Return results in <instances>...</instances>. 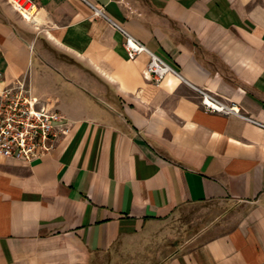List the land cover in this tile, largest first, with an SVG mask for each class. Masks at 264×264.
Masks as SVG:
<instances>
[{
    "label": "crops",
    "instance_id": "0c3cea01",
    "mask_svg": "<svg viewBox=\"0 0 264 264\" xmlns=\"http://www.w3.org/2000/svg\"><path fill=\"white\" fill-rule=\"evenodd\" d=\"M31 1L29 21L0 0V89L24 78L71 128L32 161L0 156V264H264V128L193 88L264 124V0ZM94 8L184 81L145 79L148 55ZM203 203L230 209L147 263L153 232Z\"/></svg>",
    "mask_w": 264,
    "mask_h": 264
},
{
    "label": "built area",
    "instance_id": "2783aa9c",
    "mask_svg": "<svg viewBox=\"0 0 264 264\" xmlns=\"http://www.w3.org/2000/svg\"><path fill=\"white\" fill-rule=\"evenodd\" d=\"M20 15L33 20L35 5L31 0H7ZM28 14V17L25 15ZM94 14L106 19L124 35L123 47L130 58L140 53L149 57L143 69L145 79L155 84L172 75L184 81L180 73L161 57L147 49L140 40L111 20L102 9L94 8ZM206 111L224 115H237L264 128V124L241 113L233 102L227 103L215 94L193 87ZM67 119L56 109L33 98L24 78H18L0 89V156L29 162L51 152L58 141L70 132Z\"/></svg>",
    "mask_w": 264,
    "mask_h": 264
},
{
    "label": "rangeland",
    "instance_id": "374dc122",
    "mask_svg": "<svg viewBox=\"0 0 264 264\" xmlns=\"http://www.w3.org/2000/svg\"><path fill=\"white\" fill-rule=\"evenodd\" d=\"M7 5H11L7 0H3ZM230 209L228 206L203 203L201 205H187L179 208L165 225H161L157 231H154L153 239L145 242L144 256L147 263H152L155 253L160 252V258H164L167 254L179 245H185L191 240L200 228L211 222L215 223V218L219 216V212H226ZM209 236V235H208ZM206 235L197 237L190 245L202 241ZM186 241V242H185Z\"/></svg>",
    "mask_w": 264,
    "mask_h": 264
},
{
    "label": "bare ground",
    "instance_id": "6f19581e",
    "mask_svg": "<svg viewBox=\"0 0 264 264\" xmlns=\"http://www.w3.org/2000/svg\"><path fill=\"white\" fill-rule=\"evenodd\" d=\"M25 15L28 17V14L25 13Z\"/></svg>",
    "mask_w": 264,
    "mask_h": 264
}]
</instances>
